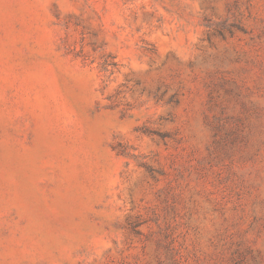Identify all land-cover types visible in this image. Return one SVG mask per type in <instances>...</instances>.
Returning a JSON list of instances; mask_svg holds the SVG:
<instances>
[{
    "label": "rangeland",
    "instance_id": "374dc122",
    "mask_svg": "<svg viewBox=\"0 0 264 264\" xmlns=\"http://www.w3.org/2000/svg\"><path fill=\"white\" fill-rule=\"evenodd\" d=\"M0 264H264V0H0Z\"/></svg>",
    "mask_w": 264,
    "mask_h": 264
}]
</instances>
